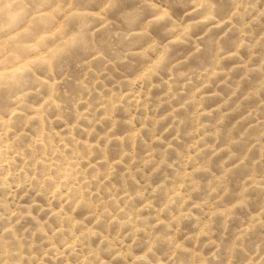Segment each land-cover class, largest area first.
I'll list each match as a JSON object with an SVG mask.
<instances>
[{
	"label": "clouds",
	"instance_id": "9594fccd",
	"mask_svg": "<svg viewBox=\"0 0 264 264\" xmlns=\"http://www.w3.org/2000/svg\"><path fill=\"white\" fill-rule=\"evenodd\" d=\"M0 264H264V0H0Z\"/></svg>",
	"mask_w": 264,
	"mask_h": 264
}]
</instances>
